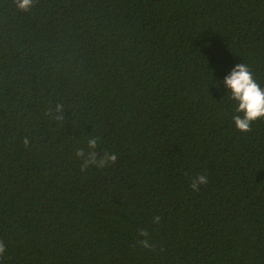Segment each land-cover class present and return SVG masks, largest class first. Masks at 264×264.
<instances>
[{
  "label": "trees",
  "instance_id": "obj_1",
  "mask_svg": "<svg viewBox=\"0 0 264 264\" xmlns=\"http://www.w3.org/2000/svg\"><path fill=\"white\" fill-rule=\"evenodd\" d=\"M242 63L264 88V0H0V264H264Z\"/></svg>",
  "mask_w": 264,
  "mask_h": 264
},
{
  "label": "clouds",
  "instance_id": "obj_2",
  "mask_svg": "<svg viewBox=\"0 0 264 264\" xmlns=\"http://www.w3.org/2000/svg\"><path fill=\"white\" fill-rule=\"evenodd\" d=\"M16 5L21 10H27L32 5V0H16ZM224 84L228 89L229 98L233 103V114L231 121L235 128L241 132L251 131L250 125L264 118V88L253 79L252 73L246 64H237L229 75L225 76ZM89 147H95V140L89 141ZM109 161H115L113 154L107 158ZM208 183L207 173L197 174L191 180L190 187L193 191H199L201 185ZM160 217H153V222L158 223ZM140 235L147 236L146 230L141 229ZM145 247L147 241H142ZM4 246L0 244V254H3Z\"/></svg>",
  "mask_w": 264,
  "mask_h": 264
}]
</instances>
